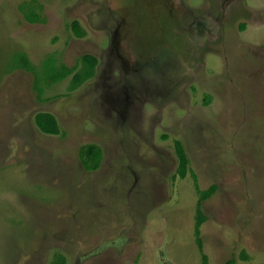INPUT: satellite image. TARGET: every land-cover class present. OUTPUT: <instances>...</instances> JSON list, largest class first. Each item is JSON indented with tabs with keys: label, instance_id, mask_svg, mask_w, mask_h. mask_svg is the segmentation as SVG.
<instances>
[{
	"label": "rangeland",
	"instance_id": "1",
	"mask_svg": "<svg viewBox=\"0 0 264 264\" xmlns=\"http://www.w3.org/2000/svg\"><path fill=\"white\" fill-rule=\"evenodd\" d=\"M85 55L95 75L75 88ZM62 66L77 70L51 83ZM42 112L61 135L41 132ZM177 142L197 182L177 175ZM87 146L103 153L95 171ZM196 183L217 186L202 248ZM202 252L264 264V0H0V264Z\"/></svg>",
	"mask_w": 264,
	"mask_h": 264
},
{
	"label": "trees",
	"instance_id": "2",
	"mask_svg": "<svg viewBox=\"0 0 264 264\" xmlns=\"http://www.w3.org/2000/svg\"><path fill=\"white\" fill-rule=\"evenodd\" d=\"M27 19L35 22L38 20V16L31 12L30 14L27 15ZM72 26H73V31L77 37L82 38L85 36V33L82 30L81 26L78 24V22H74ZM81 63H82V70H80V72H77V73H75V71L77 70V67L68 68V67L62 66L60 69L55 68L56 71L51 70L49 77H48L49 81L51 83H57L59 81L65 80L66 78H68L69 76L75 73V75L73 76L72 84L75 88H78L84 82L94 77L95 69L98 65V59L92 55H85L82 57ZM22 67L28 70H32V66L30 65L27 58H24ZM35 121H36L37 126L41 130V132L46 135L57 136V135L62 134L58 120L51 113H44V112L39 113L37 114ZM175 147H176L178 160H179V168H178L177 175L180 178L185 179L187 175L189 174V172H192V175L197 182V177L195 173L189 169L190 160L184 150L182 143L177 142ZM81 153H82L81 156H82L83 164L85 167H87L89 171H95L99 169L101 160L103 157L102 150L99 147L87 146L83 148ZM196 187L198 188L197 183H196ZM216 190H217V186H213L207 191H201L198 188L200 199L198 202L197 223H196L195 234H196L197 244L201 248H202V239L200 237L201 236V226L206 221V217L204 216L202 212V204L204 201L212 197V195L216 192ZM54 264H64V259L62 257H59ZM202 264H210L208 256L204 254L203 252H202ZM226 264H236V261L232 259L228 261Z\"/></svg>",
	"mask_w": 264,
	"mask_h": 264
},
{
	"label": "flooded vegetation",
	"instance_id": "3",
	"mask_svg": "<svg viewBox=\"0 0 264 264\" xmlns=\"http://www.w3.org/2000/svg\"><path fill=\"white\" fill-rule=\"evenodd\" d=\"M57 119V118H56Z\"/></svg>",
	"mask_w": 264,
	"mask_h": 264
}]
</instances>
